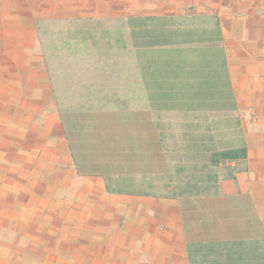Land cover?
<instances>
[{
	"label": "crops",
	"instance_id": "obj_1",
	"mask_svg": "<svg viewBox=\"0 0 264 264\" xmlns=\"http://www.w3.org/2000/svg\"><path fill=\"white\" fill-rule=\"evenodd\" d=\"M0 264H264V0H0Z\"/></svg>",
	"mask_w": 264,
	"mask_h": 264
},
{
	"label": "rangeland",
	"instance_id": "obj_2",
	"mask_svg": "<svg viewBox=\"0 0 264 264\" xmlns=\"http://www.w3.org/2000/svg\"><path fill=\"white\" fill-rule=\"evenodd\" d=\"M180 174H177V176L178 177H180L179 176ZM201 176V174H194L193 175V178H192V180L194 181H196V179H199V177ZM210 175H212V174H210ZM182 176H185V174H182ZM189 181V180H188ZM194 183H196V182H194ZM198 184H199V181L197 182ZM187 184H188V182H187ZM175 191L176 192H180V191H184V188H180V189H175ZM188 191V190H187ZM190 191H192V192H197V193H200V192H208V191H212V189H210V188H201V187H198V188H192Z\"/></svg>",
	"mask_w": 264,
	"mask_h": 264
}]
</instances>
